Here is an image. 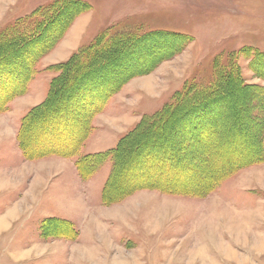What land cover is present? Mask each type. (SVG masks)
Returning <instances> with one entry per match:
<instances>
[{
	"label": "rangeland",
	"instance_id": "1",
	"mask_svg": "<svg viewBox=\"0 0 264 264\" xmlns=\"http://www.w3.org/2000/svg\"><path fill=\"white\" fill-rule=\"evenodd\" d=\"M52 1L0 0V31ZM78 1L86 11L71 5L28 46L0 42V264H264V160L217 177L237 159L264 156V0ZM77 24L79 37L54 58ZM108 27L133 43L106 44L98 55L110 60L72 84V58ZM232 53L243 85L182 107L175 124L144 121ZM59 72L64 87L46 102ZM210 126V147L190 136ZM53 135L61 150L47 146ZM82 144L71 158L44 156ZM57 157L78 174V220L47 201L50 180L36 179L35 164L52 174Z\"/></svg>",
	"mask_w": 264,
	"mask_h": 264
},
{
	"label": "trees",
	"instance_id": "2",
	"mask_svg": "<svg viewBox=\"0 0 264 264\" xmlns=\"http://www.w3.org/2000/svg\"><path fill=\"white\" fill-rule=\"evenodd\" d=\"M59 5H61V6H59ZM71 5L73 8H76V10H75L76 15L83 13L89 7V5H85L83 2H80L78 0H54L52 2H49L46 5L42 6L41 8H38L33 13H30L26 16H23V17L19 18L18 20L10 23L6 27H4L0 31V40H2L0 42L3 43L4 40H10L11 42H13L12 41V39H13L15 41L14 44H16L17 47L18 46L23 47L24 45L28 46V44L31 43L32 41H34L35 39L42 38V34H44L45 29L50 24H53L55 19H57L60 14L61 15L66 14L67 15L68 13H70L69 8ZM54 9L57 10V11L55 10L57 16L53 15ZM108 29H112V27L111 28L108 27L107 29H105V31L101 32L99 34V36L96 38V41L87 50L82 51V53L79 51L72 58V60L74 59L73 60L74 65L72 64L71 68L77 66L76 71L72 70L73 74H71L70 72L68 73V76H70V74H71L72 75L71 77L74 80L72 82V84H74L75 78H77L80 74H82L84 72L85 73L89 72L90 69L92 70V67L94 65H97V66L102 65L103 66L105 63H107L110 60L109 59L110 57H106L107 54L106 55L105 54L98 55L99 52H102L101 50H103L105 48L106 44L115 43L116 45L117 44L120 45L122 43V37H125V39H127V41H130V39H133L129 43L134 41V38H131L132 36H130V35L129 36L126 35L127 32L125 33L123 31H121L122 29H119V30L114 29V28L112 30H108ZM111 31H113V32H111ZM167 32H169V31H167ZM167 34H169V33H167ZM181 36H183V35L181 34ZM118 38L121 40L119 41ZM115 44L113 47H115ZM118 47H120V46H116L115 49H119ZM249 49H251V48H249ZM243 50H245V49H241L242 52H243ZM255 51H253V52H255ZM257 55L264 56V53L259 52ZM237 56H238V53H232V54H230V56H227V58L224 60H222V58L216 57V59L213 61L212 77L208 81H201V82L192 81V82L187 83L181 91H178V94H176V96L172 102H170L169 104H166L164 107H162V109H160V111L153 113L151 116H147V117L143 118L144 121L149 120V122L152 123L151 125H153L154 123H157V125L159 127L161 125L166 124V123H172V124L174 123L175 124L178 122L179 119L182 120V117L184 114L181 112L182 110L180 112L178 111L179 109H182V107H183V109L189 108L188 110L197 109V107H199L200 105L202 106L206 103H211L212 101H219L221 98L226 97L231 92V90L233 88H235V85H237V84L243 85L241 80L239 81L240 74H239V64L237 61ZM99 57H103V58H99ZM37 60H39V59H37ZM37 60L34 61L33 66L31 63V66L29 65V67L27 68V69H29V68L32 69V72L30 73V78L36 73ZM69 63L70 62L66 63L67 71H68V68L70 67ZM67 66H69V67H67ZM27 69L25 71H27ZM61 72H59V74L52 81V86H50L49 94L46 97V102L50 101V94H52L53 90L57 91L58 89H62L64 87V86H62L63 82L60 81L61 74H62ZM78 72L80 74L78 76H75ZM1 75L3 76V78L8 79L7 74H1ZM28 81L29 80L27 79L26 86L28 84L27 83ZM117 84H118V82L115 81L113 86H115V85L117 86ZM109 97H111V96H109ZM109 97L104 98V95H100L98 101H102L104 99L103 100L104 102H105V100H107V101H106V103L103 102V105L107 104L108 99H110ZM190 98H192L193 101L189 105L187 103V101H188L187 99H190ZM186 104H187V106H186ZM226 110H225V112H226ZM199 120H201V119H199ZM195 128L196 127H194V129L192 128L189 130L190 136H196L199 133V135H201L200 138H202V140H206V142L207 141L209 142L208 143L209 147L212 144H214V142H213V140H214L213 139L214 129L212 130L211 126L208 128V131L205 133V136H203L204 129H201L198 132L199 129H197V128L195 129ZM48 138L50 141H51V139L54 141V143L47 144L48 147L52 146L50 144H53V145H56L54 148L52 147L53 150H55V149L61 150L60 147H58V145H60V143L58 141L59 139L57 136L55 137V135H53V137H48ZM86 138H88V136ZM86 138L83 140V142L86 140ZM160 142H162V141H160ZM256 144L259 147V152L263 151L262 148H260L261 143H256ZM83 145L84 144L80 145L79 147L73 146V147H70V149H65L64 152H66V153H62L63 155H60L59 153H56L53 151L50 152L49 150H46L47 152L49 151L48 152L49 154H44V156H46V155L65 156L66 155L69 158H71V157L77 156L79 154L80 149L82 148ZM62 152H63V150H62ZM261 153H259L260 155L255 156V157L245 156L242 159H237V161L234 162V165L232 167H230V169L223 170L220 173L221 175H218L217 177L219 179H221V178L224 179V178H226V176L229 172L231 173V172L235 171L237 168L239 169V168L244 167V165H248V164L251 165V164L258 163L259 162L258 160H264V156H262ZM28 156H30V155H28ZM89 156L92 157V155H90V154L88 156H84V157L87 158ZM93 156H96V154H93ZM30 158L36 159L37 157L34 155L33 156L31 155ZM239 158H241V157H239ZM80 161H82V159L78 160V162H80ZM78 162H77L78 170L83 175L84 169H82L83 167L78 165ZM174 167H175V165H174ZM211 173L213 174V172H211Z\"/></svg>",
	"mask_w": 264,
	"mask_h": 264
},
{
	"label": "crops",
	"instance_id": "3",
	"mask_svg": "<svg viewBox=\"0 0 264 264\" xmlns=\"http://www.w3.org/2000/svg\"><path fill=\"white\" fill-rule=\"evenodd\" d=\"M54 54L52 56H54ZM62 55L64 56V53H62ZM97 140H98L97 137L93 138L89 146L91 147V145L93 146L95 144H98L99 142ZM100 143L104 145V143L106 142L100 141ZM54 159H55L54 161L56 162V167L54 168L56 173L55 171L54 172L52 171V174L51 172L42 173L41 170L43 169L41 166L42 161H38L37 164H35V167L38 169V177L36 179L39 182L40 181L46 182L50 180V183L52 184L51 187H53L55 191L49 194V200L47 201L48 202L53 201L59 203L58 205H60V213L66 215L68 218L72 220H78V218H80L78 216V212H80L78 208L79 207L78 205H80L78 198L79 197L78 191L80 189L79 182L77 179L78 174H75L76 171L74 173V169L68 159L60 158V157Z\"/></svg>",
	"mask_w": 264,
	"mask_h": 264
},
{
	"label": "bare ground",
	"instance_id": "4",
	"mask_svg": "<svg viewBox=\"0 0 264 264\" xmlns=\"http://www.w3.org/2000/svg\"><path fill=\"white\" fill-rule=\"evenodd\" d=\"M79 25L77 24V26H76V28L74 27L72 30H71V32H70V35H69V38L68 39H66L64 42H63V44L61 45V47H60V49L58 50V52H56L55 54H54V58H61L63 55H62V53H64L63 51H64V49L65 48H68V47H71V45H72V42L71 41H74V40H76L77 39V35L79 34V32H81L80 30H81V26L79 27ZM78 37H79V35H78ZM151 81V80H150ZM144 89H149V90H152L153 88L149 85V84H147V83H145L144 84V87H143Z\"/></svg>",
	"mask_w": 264,
	"mask_h": 264
}]
</instances>
